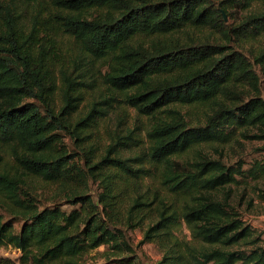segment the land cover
<instances>
[{
	"label": "trees",
	"instance_id": "1",
	"mask_svg": "<svg viewBox=\"0 0 264 264\" xmlns=\"http://www.w3.org/2000/svg\"><path fill=\"white\" fill-rule=\"evenodd\" d=\"M235 8L246 13L227 25ZM61 32L89 67L73 74L57 61ZM222 36L264 42V0H0V246L19 249L21 264H134L129 232L140 228V243L162 252L155 264H264L262 232L232 203V185L264 177V161L204 153L237 137L264 142V44L252 61ZM102 64L107 94L82 109L85 76ZM117 106L146 127L94 144ZM101 246L103 261H89Z\"/></svg>",
	"mask_w": 264,
	"mask_h": 264
},
{
	"label": "rangeland",
	"instance_id": "2",
	"mask_svg": "<svg viewBox=\"0 0 264 264\" xmlns=\"http://www.w3.org/2000/svg\"><path fill=\"white\" fill-rule=\"evenodd\" d=\"M262 4V2H255L253 3L252 9L260 8ZM27 9L29 15L28 18H30L32 17L30 16V13L36 12V6L31 4L27 7ZM245 13L246 10H242L240 8L233 9L232 14L230 16H226L227 25L236 24ZM47 14L48 11L44 10L40 20L45 21L48 17ZM196 33L202 38L211 35L209 32L203 30ZM59 35L60 41L59 43H53L54 49L52 51L54 56L57 58V61L62 62L69 71L73 72V74L89 67L87 65V59L83 54H81L79 46L73 41V39L67 34H62V32ZM222 40L224 42L227 41L232 47L240 49V51L246 53L252 61H254V59L251 51H254L256 48H260V46L264 44L263 38L244 43L238 42L234 38L232 40H227L224 36H222ZM105 69L106 67L104 64L100 67L94 66L90 74L85 76L87 84L86 86H83L85 96L82 109H85L86 106L94 100L99 101L104 99V95L107 94L104 82L102 81L101 73L105 71ZM255 69L260 77V88L262 96L264 97V68L255 64ZM30 100L36 101L35 98H31ZM147 123L148 119L145 116L139 115L134 108H126L125 106L113 107L100 122L99 130L91 138V141H93L94 144H98L100 147H103L108 142L110 131L118 130L121 133H127L129 128H132L135 125L146 127ZM140 131L143 136L146 134V129ZM59 133L61 134L62 139L70 152L79 151L69 132L66 130H59ZM263 145V141L237 137L229 144L218 146V150L206 146L204 147V153H208L215 158H220L228 164H234L237 161L242 160L244 168H248L256 162L264 161V150L261 149ZM3 156L5 157V160L11 162L12 158L8 152L3 151ZM76 158L79 159L80 156H76ZM240 179V183H234L232 185V188L234 189L232 203L239 210L243 218L261 231L264 237V177ZM90 188L91 193L96 197L100 191L98 184L92 182ZM49 190H52V188ZM40 199L43 204L48 203V200L45 198L41 197ZM65 208L71 209V207L67 205ZM19 225L20 224L17 223V227ZM180 234L181 236L191 239V233L185 225L183 226ZM129 235L134 246H136V261L138 262L134 264H155L162 257V252L155 243H140L143 239V231L140 228L130 231ZM104 249L105 246H101L94 250L90 256H88V260L99 263L103 261L100 252ZM20 256L21 251L19 249L14 248L11 245L0 246V257H6L15 261L17 264H21Z\"/></svg>",
	"mask_w": 264,
	"mask_h": 264
}]
</instances>
